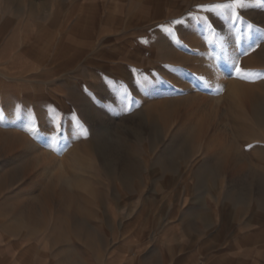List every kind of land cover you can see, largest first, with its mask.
I'll return each mask as SVG.
<instances>
[{
    "label": "rangeland",
    "instance_id": "1",
    "mask_svg": "<svg viewBox=\"0 0 264 264\" xmlns=\"http://www.w3.org/2000/svg\"><path fill=\"white\" fill-rule=\"evenodd\" d=\"M224 2L0 0V264H186L264 209V0Z\"/></svg>",
    "mask_w": 264,
    "mask_h": 264
},
{
    "label": "crops",
    "instance_id": "2",
    "mask_svg": "<svg viewBox=\"0 0 264 264\" xmlns=\"http://www.w3.org/2000/svg\"><path fill=\"white\" fill-rule=\"evenodd\" d=\"M225 199L226 202L229 201V198ZM226 213L228 216L223 223L216 222L218 228L214 235V250L206 255V251L202 253L194 249L185 253L182 249L186 264H264V209L253 205L247 207L241 214L243 220L240 223L233 221L232 210ZM249 219L258 221L249 222ZM159 246L163 255H167L171 261L176 247H169L163 241H160ZM166 247L168 252L163 250ZM178 248H181V245Z\"/></svg>",
    "mask_w": 264,
    "mask_h": 264
},
{
    "label": "snow or ice",
    "instance_id": "3",
    "mask_svg": "<svg viewBox=\"0 0 264 264\" xmlns=\"http://www.w3.org/2000/svg\"><path fill=\"white\" fill-rule=\"evenodd\" d=\"M249 4H250V0H226V2L224 3L213 4L210 6V8L213 10H220L222 13L225 14L230 13L231 19L233 20V22H235L236 20L240 19L238 10L247 8ZM175 23H179V21H176ZM247 27L251 30L253 26L249 24ZM232 67H235L237 73L241 71L237 63H233ZM258 75H262V74L248 71L247 75L242 76L241 78H251L253 76H258ZM121 95L125 100L131 101V97L127 96V94L122 93ZM80 128H81V132L83 134H86V129H83L82 125L80 126ZM32 131H35V128H33ZM54 139L55 137H53V140Z\"/></svg>",
    "mask_w": 264,
    "mask_h": 264
},
{
    "label": "bare ground",
    "instance_id": "4",
    "mask_svg": "<svg viewBox=\"0 0 264 264\" xmlns=\"http://www.w3.org/2000/svg\"><path fill=\"white\" fill-rule=\"evenodd\" d=\"M32 2V1H31ZM109 20V19H108ZM67 42V41H66ZM65 43V42H64ZM67 44V43H66ZM93 45V44H92ZM80 46V45H79ZM205 83L206 84H208V85H211V86H218L219 84V82L218 81H216V80H214V81H211V82H208V81H205ZM169 115V114H168ZM167 116V115H166ZM166 116H164V118L166 117ZM163 117V116H162ZM168 117V116H167ZM166 117V118H167ZM166 118H165V120H166ZM23 126V125H22ZM14 142V141H13ZM6 144V143H5ZM11 148H12V146H10ZM2 149V148H1ZM4 149V148H3ZM4 151V150H3ZM9 153V152H8ZM82 225V224H81ZM85 227V226H84ZM71 234V233H70ZM70 236V235H69ZM70 238H71V236H70ZM69 238V239H70ZM84 239V237H80V242L82 243V240ZM90 241V239L89 238H86L85 237V240H84V242L83 243H88ZM67 253V252H66ZM65 252H64V254H66ZM68 254V253H67ZM65 256H67L68 257V255H64V257Z\"/></svg>",
    "mask_w": 264,
    "mask_h": 264
}]
</instances>
